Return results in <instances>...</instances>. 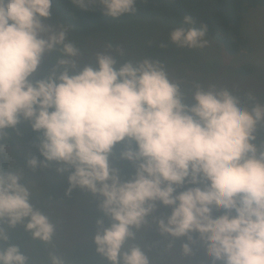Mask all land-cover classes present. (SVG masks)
I'll return each instance as SVG.
<instances>
[{"label": "clouds", "instance_id": "9594fccd", "mask_svg": "<svg viewBox=\"0 0 264 264\" xmlns=\"http://www.w3.org/2000/svg\"><path fill=\"white\" fill-rule=\"evenodd\" d=\"M73 3L86 7V0ZM100 3L111 18L136 11V0ZM52 4L0 0V140L5 129L26 121L42 132L38 147L45 161L62 165L61 173L74 169L68 191L79 186L103 198L99 206L111 223L96 221L94 243L110 264H151L130 242L157 202L172 206L167 222L153 219L161 234L187 237L184 255L192 253V234L198 233L211 264H264V135L258 132L264 103L242 106L228 89L214 86H197L194 102L186 103L164 64L148 57L119 63L99 52L95 66L74 71L80 49L68 39L69 27L45 23ZM194 25L185 15L183 25L170 31L171 42L206 47L207 25ZM46 53L59 54L56 66L37 78ZM126 138L120 158L135 166L130 179L110 163L114 146ZM45 161L31 157L27 164L36 169ZM22 181L21 171L0 169V223L21 224L34 240L50 244L55 225L33 205L32 188ZM185 185L195 186L177 192ZM214 209L221 214L213 215ZM8 240V230L0 227V264H28ZM49 261L73 264L55 251Z\"/></svg>", "mask_w": 264, "mask_h": 264}, {"label": "rangeland", "instance_id": "374dc122", "mask_svg": "<svg viewBox=\"0 0 264 264\" xmlns=\"http://www.w3.org/2000/svg\"><path fill=\"white\" fill-rule=\"evenodd\" d=\"M51 13L45 23L65 25L53 8ZM68 27L70 31L68 39L80 49V55L75 58L78 67L74 71H79L87 64L95 66L96 54L105 52L116 57L119 63L129 58L134 62L145 57L159 60L164 64L170 79L177 82L178 73L188 77L194 73L193 68L198 61H195L196 63L193 60L189 61L187 57L194 51V55L201 62L211 65L208 76L212 80L215 78L217 84L218 80L222 81L226 89L240 100L242 106L250 108L256 102L264 103V7L250 9L244 16L242 31L248 39L250 49H243L236 55H228L219 42L208 36L206 38L209 44L202 49L180 48L169 38L170 31L176 27L157 20L104 21L81 30ZM154 42H157L155 49ZM121 50L125 53L123 57L120 56ZM58 55V53L44 55L37 78H42L41 74L50 72L56 66ZM242 64L252 65L255 68L254 75L236 76L228 73L221 75V72ZM212 80L206 81V86L201 83L200 87L205 90L213 87L215 83L213 84ZM193 90L195 89L191 91L194 92ZM5 131L8 133L4 138L9 161L8 171L22 172L24 176L22 182L27 183L33 191L31 202L49 216L56 229L53 242L45 244L34 240L31 233L25 231L21 224L8 228L6 223H0V227L6 228L9 233L6 245H18L20 251L28 257V264H50L49 253L52 251L65 259H71L73 264H110L96 251L94 235L97 229L90 227L84 216V212L94 206V204L91 206V201L95 200L97 194L79 186L68 191L70 187L68 175L74 169L69 168L68 171L61 173L57 168L62 165L55 161H45L38 147L42 132L34 131L26 121L22 120L15 129L8 128ZM126 141L127 138L124 142H118L110 155V163L119 169L121 176L122 170L118 163L121 161V151L127 146ZM31 157L45 161V164H38L36 169H32L27 164ZM171 211L172 206H158L147 217V225L137 232L136 238L130 243L139 245L149 257L151 264H211V257L207 255L200 242L199 246L195 245L190 255H184L183 252L179 255L181 245L188 242L187 237L175 238L161 234L160 231L151 233L150 230L153 228H159L153 217L164 218L167 222ZM221 211L214 209L213 215H219ZM104 216L102 215L104 224L109 226L111 219Z\"/></svg>", "mask_w": 264, "mask_h": 264}, {"label": "trees", "instance_id": "16d2710c", "mask_svg": "<svg viewBox=\"0 0 264 264\" xmlns=\"http://www.w3.org/2000/svg\"><path fill=\"white\" fill-rule=\"evenodd\" d=\"M135 7L136 11L133 13L111 18L105 14L104 6L100 3V0H86V7L84 8L74 4L73 0H53L52 4V8L62 22L66 26H71L78 30L104 21L117 22L130 19L157 20L170 26L180 27L183 25V17L191 15L195 21V27H200L202 23L206 24V36L219 42L228 55H236L243 49H250L248 39L242 31L244 16L250 9L264 7V0H136ZM156 44L157 42H154L153 49H155ZM157 46L159 47V45ZM192 53L187 56L189 61H198L199 65L197 64L193 68L194 73L190 77L183 73H178V81L176 82L180 85L186 103L194 102L192 100L193 92L191 91L193 88L196 90V87H200L201 83L206 86V81L212 80L208 76L211 65L201 62L194 55V51ZM224 73L236 76L238 74L250 76L254 75L255 68L250 64H242L223 73L221 72V75ZM218 75L220 76L219 73ZM213 82L217 89L226 88L222 81L218 80L219 84H217L214 78ZM258 132L264 135V126H259ZM0 144L4 145V152L0 154V169L8 171L9 161L4 139L0 140ZM131 147L134 149L137 147L134 140L131 143ZM118 166L122 170V179H130L135 173V166L130 161L121 159ZM193 186L195 185H185L183 188H178L177 192ZM102 199V197L97 195L95 200L91 201V206L92 204L94 206L84 212L86 223L89 222L88 225L96 227V229V221L104 215L99 206ZM157 204L158 206H163L160 202H157ZM150 231L155 234L159 231V228H153ZM193 235L195 236L193 238L197 239V243L191 246L192 249L199 246L198 233H193ZM181 253L182 248L178 254L182 255L183 253Z\"/></svg>", "mask_w": 264, "mask_h": 264}]
</instances>
